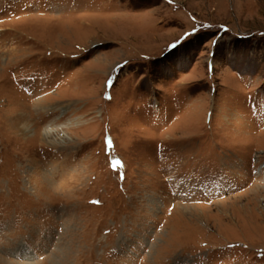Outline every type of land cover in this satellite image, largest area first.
Instances as JSON below:
<instances>
[{"label":"rangeland","instance_id":"obj_1","mask_svg":"<svg viewBox=\"0 0 264 264\" xmlns=\"http://www.w3.org/2000/svg\"><path fill=\"white\" fill-rule=\"evenodd\" d=\"M0 264H264V0H0Z\"/></svg>","mask_w":264,"mask_h":264},{"label":"bare ground","instance_id":"obj_2","mask_svg":"<svg viewBox=\"0 0 264 264\" xmlns=\"http://www.w3.org/2000/svg\"><path fill=\"white\" fill-rule=\"evenodd\" d=\"M55 132V131H54ZM53 132H51L50 130L49 131H45V138H47L48 139V142L47 143H49V144H62V143H65V140L66 139H60L61 140V142H58V140L57 139H53V137L51 136V134H52ZM51 138L53 139V140H51ZM66 138V137H65ZM68 139V138H67ZM70 139V138H69ZM50 140V141H49ZM47 141V140H46Z\"/></svg>","mask_w":264,"mask_h":264}]
</instances>
